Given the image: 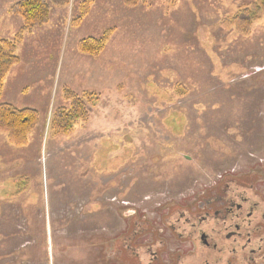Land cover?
Masks as SVG:
<instances>
[{"label":"rangeland","instance_id":"1","mask_svg":"<svg viewBox=\"0 0 264 264\" xmlns=\"http://www.w3.org/2000/svg\"><path fill=\"white\" fill-rule=\"evenodd\" d=\"M21 1L0 0V39ZM256 1L66 0L24 33L0 104L43 126L24 147L0 130V264H264L171 230L204 198L264 194V14L234 26ZM65 91L89 115L63 134Z\"/></svg>","mask_w":264,"mask_h":264},{"label":"trees","instance_id":"2","mask_svg":"<svg viewBox=\"0 0 264 264\" xmlns=\"http://www.w3.org/2000/svg\"><path fill=\"white\" fill-rule=\"evenodd\" d=\"M127 1L131 6L134 1L138 3L141 0ZM65 4L66 0H22L17 4L15 12L23 18L24 25L14 40L0 39V97L4 92L6 76L20 62L17 51L24 33L32 32L36 27L46 26L51 7ZM87 6L83 10L84 14L88 9ZM261 14H264V0H257L251 8H246L238 14L234 20V26L239 32L248 33L252 24ZM108 37L110 36L105 35L101 40L95 38L81 40L79 43L80 52L92 56L98 55L107 43ZM65 93L68 94L66 91ZM67 98L71 99L72 107L70 109L59 107L52 120L53 130L58 129L63 131V134L71 131L79 121H86L89 115L85 102H81L75 93L68 94ZM38 124L39 113L35 109H18L5 102L0 104V130L9 136L12 144L18 147L26 146L29 142V135L37 128Z\"/></svg>","mask_w":264,"mask_h":264},{"label":"flooded vegetation","instance_id":"3","mask_svg":"<svg viewBox=\"0 0 264 264\" xmlns=\"http://www.w3.org/2000/svg\"><path fill=\"white\" fill-rule=\"evenodd\" d=\"M228 175L225 172L220 179L223 180ZM260 181H252L251 192L257 191L256 185ZM251 196L247 198L242 194L235 196L225 194L223 197L204 198L199 204V213L181 212L177 215V219L174 220L173 217L171 230H181L180 233L178 232L179 236L184 235V232H188L187 236L197 234V241L214 253H222L225 249L233 254L261 253L264 257V194L254 195L252 192ZM209 232L214 233L215 238L212 239ZM256 242H258L257 249H254ZM224 244L230 248L225 247ZM182 246L181 249H186L185 243L181 244ZM247 258L252 263L255 257L251 255Z\"/></svg>","mask_w":264,"mask_h":264},{"label":"crops","instance_id":"4","mask_svg":"<svg viewBox=\"0 0 264 264\" xmlns=\"http://www.w3.org/2000/svg\"><path fill=\"white\" fill-rule=\"evenodd\" d=\"M42 123H43V121L41 122V123H39V125H38V127H37V129H39L40 127H42L43 125H42ZM36 129V130H37ZM41 129V128H40Z\"/></svg>","mask_w":264,"mask_h":264}]
</instances>
